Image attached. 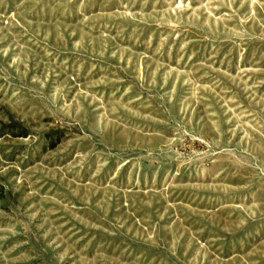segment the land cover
Wrapping results in <instances>:
<instances>
[{
  "label": "rangeland",
  "instance_id": "rangeland-1",
  "mask_svg": "<svg viewBox=\"0 0 264 264\" xmlns=\"http://www.w3.org/2000/svg\"><path fill=\"white\" fill-rule=\"evenodd\" d=\"M0 264H264V0H0Z\"/></svg>",
  "mask_w": 264,
  "mask_h": 264
}]
</instances>
